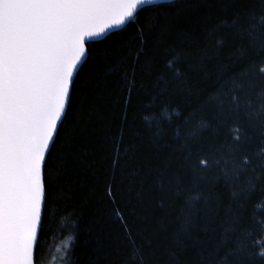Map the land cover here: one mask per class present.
Instances as JSON below:
<instances>
[{
	"label": "trees",
	"instance_id": "1",
	"mask_svg": "<svg viewBox=\"0 0 264 264\" xmlns=\"http://www.w3.org/2000/svg\"><path fill=\"white\" fill-rule=\"evenodd\" d=\"M261 14L264 0H179L89 44L46 162L37 264L69 234L72 264H264L251 248L225 259L232 244L223 243L237 216L238 228L262 231L264 179L249 191L244 175L226 178L213 161L227 128L200 129L215 124L233 80H245L244 95L258 103L264 50L236 27ZM240 123L253 155L259 123L243 113Z\"/></svg>",
	"mask_w": 264,
	"mask_h": 264
},
{
	"label": "snow or ice",
	"instance_id": "2",
	"mask_svg": "<svg viewBox=\"0 0 264 264\" xmlns=\"http://www.w3.org/2000/svg\"><path fill=\"white\" fill-rule=\"evenodd\" d=\"M158 2L0 0V264H37L45 225L47 157L71 104L79 69L89 58L88 42L129 21L138 23V10ZM249 19L255 22L248 28L236 27L235 21L232 26L264 50V32L257 34L264 14ZM258 72L264 77V65ZM245 86V80H233L230 95L217 98L215 124L202 120L200 129L219 134L227 128L213 163L223 165L226 178L239 181L244 175L245 188L254 191L264 179V88L256 92L254 103L244 95ZM247 87L255 85L249 80ZM241 113L248 122L259 123L261 145L253 155L247 154L252 137L241 127ZM209 163L199 160L203 168ZM242 222L234 217L225 230L223 243L232 244L225 259L251 248L264 260V223L257 221L262 231L256 235L252 228H238ZM76 241L77 235L69 234L55 249L62 264H72Z\"/></svg>",
	"mask_w": 264,
	"mask_h": 264
},
{
	"label": "water",
	"instance_id": "3",
	"mask_svg": "<svg viewBox=\"0 0 264 264\" xmlns=\"http://www.w3.org/2000/svg\"><path fill=\"white\" fill-rule=\"evenodd\" d=\"M177 1H179V0H159V2H158L157 5H145V6H143L142 9H139V10H138V13H139L141 10H143V9H145V8H148V7L158 6V5H163V4H171V3H175V2H177ZM130 23H131V21H129L128 24L125 25L123 28H121V29H113V30H111L110 32H108L105 36H102V37H100V38H98V39H94V40H92V41H89L88 44H92V43H96V42L103 41V40H105L108 36L112 35L113 33H116V32H120V31H122V30L125 29ZM83 65H84V64L81 65L80 69L83 67ZM80 69H79V71H80ZM67 111H68V108H67ZM66 114H67V112H66ZM63 120H64V119H63ZM60 126H61V125H60ZM60 126H59V129H60ZM56 138H57V137H56ZM55 141H56V139H55ZM53 145H54V144H53ZM53 145L51 146V149H52ZM50 151H51V150H50ZM48 156H49V155H48ZM47 159H48V157H47Z\"/></svg>",
	"mask_w": 264,
	"mask_h": 264
},
{
	"label": "rangeland",
	"instance_id": "4",
	"mask_svg": "<svg viewBox=\"0 0 264 264\" xmlns=\"http://www.w3.org/2000/svg\"><path fill=\"white\" fill-rule=\"evenodd\" d=\"M57 247H62V243H59L56 247H54L50 252L49 255L44 260L43 264H56L60 260V253H56L55 249Z\"/></svg>",
	"mask_w": 264,
	"mask_h": 264
}]
</instances>
